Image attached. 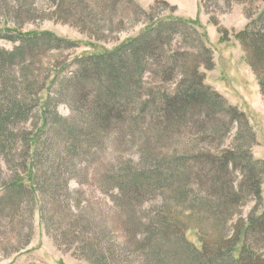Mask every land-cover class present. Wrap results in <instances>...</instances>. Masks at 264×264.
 Segmentation results:
<instances>
[{"label":"trees","instance_id":"1","mask_svg":"<svg viewBox=\"0 0 264 264\" xmlns=\"http://www.w3.org/2000/svg\"><path fill=\"white\" fill-rule=\"evenodd\" d=\"M162 26L173 31L167 21L148 32ZM243 36L264 98V21L260 27L250 24ZM171 41L160 31L154 39L150 33L125 44L126 51L139 55L129 61L121 57L113 71H101L100 64L110 54L76 58L62 74L60 69L54 73L44 101L41 89L37 94L31 91L38 81L30 72L33 58L43 52V43L48 53L62 48L54 44L64 43L40 34L13 40L12 49L0 48V155L15 172L0 188V219H11L16 229L21 226L16 223L18 210L35 204L43 224L58 220V233L67 232L69 223L71 246L90 264H264V250L251 242L252 237L264 239V209L259 217L250 216L246 226L231 227L240 208L249 200H261L264 162L252 153L255 133L237 108L204 83L197 68L182 61L185 55L172 53ZM149 66L160 77L161 89L147 92L143 78ZM92 82L100 89L89 86ZM164 84L176 85L175 90L168 91ZM67 92H73L69 99ZM56 101L68 105L70 117L48 112ZM34 108L42 126L32 137L24 125ZM227 123V133H220ZM49 126H55L54 135L45 132ZM152 127L156 133L151 144L166 142L175 148L159 153L170 164L145 168L140 159L133 163L132 174H120L122 169L108 174L104 180L112 195L104 194L114 210L97 222L88 210L90 201L79 204L70 197L80 193L69 185L76 180L75 161H81L82 150L89 146L83 136L126 138L131 131L144 136ZM234 129L247 133H232ZM48 207L54 215L48 216ZM190 229L197 231L201 249L186 239Z\"/></svg>","mask_w":264,"mask_h":264},{"label":"rangeland","instance_id":"2","mask_svg":"<svg viewBox=\"0 0 264 264\" xmlns=\"http://www.w3.org/2000/svg\"><path fill=\"white\" fill-rule=\"evenodd\" d=\"M167 21L173 24V31L171 29L168 32L170 27L164 25L157 31L148 32L150 28ZM262 21L264 0H0V48L12 49L13 40L40 34H49L64 43L54 44L55 47L62 48L48 53L45 52L48 47L44 45L46 41H43V52L33 58L30 72L38 77V81L32 83L31 91L37 94L41 89L44 101L50 94L49 83L54 73L60 69L59 74H62L70 65L77 63L76 58L110 54L109 59L100 64L101 71H113L121 57L128 60L139 55L126 51L125 44L150 33H153L154 39L161 31L166 41L168 37L172 38V53L185 55L184 58L180 57L182 61L189 62L190 68H197L204 77V83L244 115L246 123L256 136L252 149L254 159L264 162V98L251 65V57L243 46V34L248 26L255 23L256 27H260ZM184 23L191 25L196 32ZM153 69L149 66V72L143 78L144 83H147V92L150 89H161L160 77L153 74ZM49 71L53 72L50 77ZM64 78L68 81V77ZM80 82L81 85L88 86V83ZM63 85L60 84L62 88ZM93 85L100 89L98 83L92 82L89 86ZM175 86L162 85L170 92L175 90ZM72 94L73 92H67L66 98L69 99ZM36 109L32 110L30 121L24 125L25 131L32 137L40 134L42 126ZM47 110L53 114L58 113L62 118L71 116L68 105L57 101L49 105ZM131 110L132 108L129 109ZM122 125L125 128V124ZM230 127L227 123L220 133H227ZM54 128L55 126H49L45 132L50 136L54 135ZM232 131L247 133L245 129ZM132 132L126 133L129 135L126 138L122 134H119L118 138L106 136L104 133H91L87 140L83 136L89 146L86 145L82 150L81 161H75L78 166L77 174L73 177L76 180H71L69 185L73 191L80 193L74 192L70 197L78 199V203L81 200L90 201L89 209H86L97 218V222L101 219L103 221L107 216L104 214L110 212L109 209L114 210L109 198L112 188H108L104 180L108 174L118 169H122L120 174L126 171L132 174L133 163H138L140 159L145 168L170 164V161L159 156V153H166L175 148L166 142L157 141L156 145L151 144L154 140L150 138L156 133L153 127L152 130L144 131V136L139 135V131ZM94 139L96 140L92 142ZM33 141L35 145L36 139ZM10 169H13L12 164L9 167L0 155V188L10 180V176H15V172L12 174ZM30 170L27 174L29 177ZM104 193H108L109 197ZM51 207L53 208L52 205ZM263 209L264 176L260 202L249 200L238 210L231 227L238 223L246 226L249 217H259L263 214ZM18 211L16 214L19 220L16 223L21 226L16 229L13 224H9L11 219H0V264H90L71 246L67 235L73 228L68 222L65 224L67 232L64 230L63 234H60L56 231L57 227H60L58 220L50 221L49 226L43 224L35 204L30 203L27 208ZM47 211L49 212V207ZM54 214L52 211L48 216ZM110 216L112 217L111 213ZM118 218L119 216L114 217V222H117ZM185 236L196 248H202L195 229L187 230ZM252 238L251 242L255 247L264 250V239L254 241Z\"/></svg>","mask_w":264,"mask_h":264}]
</instances>
